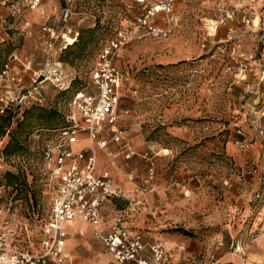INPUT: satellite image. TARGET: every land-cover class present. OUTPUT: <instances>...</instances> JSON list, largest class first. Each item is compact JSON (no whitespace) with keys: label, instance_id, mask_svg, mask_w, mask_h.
Masks as SVG:
<instances>
[{"label":"rangeland","instance_id":"rangeland-1","mask_svg":"<svg viewBox=\"0 0 264 264\" xmlns=\"http://www.w3.org/2000/svg\"><path fill=\"white\" fill-rule=\"evenodd\" d=\"M42 2L44 16L26 10L16 22L0 5V65L14 51L28 56L35 66L24 84L35 87L49 27L52 59L74 82L65 90L39 83L41 117H31L28 129H41L38 137L28 136L14 155L0 151V219L46 217L53 189L35 144L64 125L72 94L91 88L102 44L120 28L132 30L143 7L134 0ZM173 15L168 36L132 39L115 60L126 77L116 112L123 139L113 141L106 128V146H93L97 171H108L116 191L105 217L122 212L145 242H162V264H264V0L178 1ZM155 22L164 26L162 14ZM144 152L152 156V179ZM8 172L17 177L12 183ZM81 222L70 227L73 264H114Z\"/></svg>","mask_w":264,"mask_h":264},{"label":"built area","instance_id":"built-area-1","mask_svg":"<svg viewBox=\"0 0 264 264\" xmlns=\"http://www.w3.org/2000/svg\"><path fill=\"white\" fill-rule=\"evenodd\" d=\"M42 1L0 0V5L6 7L13 22H16L26 10L44 16ZM134 1L143 6L135 18L134 28H120L102 44L90 69L91 88L74 94L65 113L69 125L41 147V160L53 189L46 217L41 220L36 216L0 219V264H70L71 253L66 247V240L70 222L76 220L90 225L94 238L102 242L116 264H162L166 260L167 250L163 243L145 242L138 231L126 225L122 212H115L110 220L105 219L103 205L116 195V191L112 188L113 181L108 171H97L93 148L94 144L98 148L106 146L102 137L106 128L112 133L113 141L123 139L121 130L116 126L117 107L126 79L124 72L115 64L119 51L132 39L168 36L177 21L173 15L175 2L188 0ZM159 13L164 17L163 27L155 22ZM69 14L70 10L66 9L64 19ZM246 22L249 23L250 19ZM27 26L28 22H25L23 29ZM43 29L49 32V36L44 41L45 57L40 63L41 68L35 72L39 81L35 79V82H49L65 89L73 77L65 75L61 63L52 59L57 54L53 50L54 31L49 27ZM66 45L59 47V51ZM32 64L35 66L31 58L15 51L3 60L0 65V114L14 111L21 117L25 108L42 103L35 96L38 84L32 89L24 84L23 74ZM128 89L133 94L137 92L132 86ZM31 136L38 137V133ZM86 138L90 143L85 144ZM81 141L85 145H76ZM35 146L38 147L37 144ZM162 153L167 155L168 150L164 149ZM132 155L130 147L126 148L125 157ZM142 157L149 164L148 174L152 179V156L144 152ZM3 191L4 186L0 185V198Z\"/></svg>","mask_w":264,"mask_h":264},{"label":"trees","instance_id":"trees-1","mask_svg":"<svg viewBox=\"0 0 264 264\" xmlns=\"http://www.w3.org/2000/svg\"><path fill=\"white\" fill-rule=\"evenodd\" d=\"M73 82H74V78L71 80V83L67 88H69ZM67 88H65V89H67ZM65 89H61V90H65ZM78 91H81V90L77 89L72 94L71 99L74 96V94L77 93ZM71 99H70V101H71ZM40 106H41L40 104H33V105L29 106L28 108H25L21 113V117H18L16 112H14V111H8V112H5L4 114H0V137L2 138V139H0V144H1L0 151L4 155L11 156V155H14L18 152H21L26 147V145L24 143L25 139L29 138L35 132H37L39 135L41 129L40 130L36 129L35 132L29 131L28 129L31 127V124H30L31 117H33L34 115L39 117V118L41 117L39 114V113H41V111H37V108ZM63 120H64V125L57 131L56 135L63 128H65L69 125L66 118H65V114L63 116ZM7 136H9L8 140H6ZM41 147L39 145L37 147V149L40 150V157H41ZM7 176H8L9 183H12V180L17 178L12 172H8ZM37 219H39L38 216H37Z\"/></svg>","mask_w":264,"mask_h":264},{"label":"crops","instance_id":"crops-1","mask_svg":"<svg viewBox=\"0 0 264 264\" xmlns=\"http://www.w3.org/2000/svg\"><path fill=\"white\" fill-rule=\"evenodd\" d=\"M229 36V35H228ZM107 202H109V200H107L105 203H104V205H103V213H104V217H105V215H106V211H105V204L107 203ZM115 212H117L116 210H114L113 211V215L115 214ZM112 215V216H113ZM105 219H106V217H105ZM80 225H82V223L80 224ZM90 226V225H89ZM70 227H72V226H70ZM70 227H69V231H68V235H67V240H66V247H67V249L70 251V253H71V250H70V248H69V240H70V242H71V239L69 238V236H70V233L75 229V228H73V230L71 231L70 230ZM91 228V227H90ZM80 231H82V230H80ZM77 232V231H76ZM91 233H92V231H91ZM94 237V236H93ZM144 240V239H143ZM99 241V240H98ZM145 241V240H144ZM147 242V241H146ZM101 244H102V242H101ZM103 245V244H102ZM104 246V245H103ZM105 248V247H104ZM106 249V248H105ZM107 251V250H106ZM108 252V251H107ZM109 254V253H108ZM110 255V254H109ZM111 256V255H110ZM112 257V256H111ZM112 261L114 262V260H113V258H112ZM70 264H73V258H72V253H71V262H70ZM114 264H116L115 262H114Z\"/></svg>","mask_w":264,"mask_h":264},{"label":"bare ground","instance_id":"bare-ground-1","mask_svg":"<svg viewBox=\"0 0 264 264\" xmlns=\"http://www.w3.org/2000/svg\"><path fill=\"white\" fill-rule=\"evenodd\" d=\"M67 40V38H65ZM66 44H67V41H66ZM68 45V44H67ZM85 143H90L89 141V138H86L85 139ZM81 143H77L76 145H80ZM94 151H95V156H96V166H97V153H96V150L94 148ZM71 223V226L75 225L76 222H70ZM81 223H85V222H81ZM87 224V223H86Z\"/></svg>","mask_w":264,"mask_h":264}]
</instances>
